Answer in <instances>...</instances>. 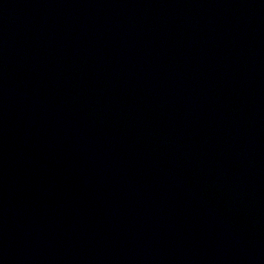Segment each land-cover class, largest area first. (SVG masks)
Wrapping results in <instances>:
<instances>
[{
	"label": "water",
	"instance_id": "obj_1",
	"mask_svg": "<svg viewBox=\"0 0 264 264\" xmlns=\"http://www.w3.org/2000/svg\"><path fill=\"white\" fill-rule=\"evenodd\" d=\"M210 264H264V0H41Z\"/></svg>",
	"mask_w": 264,
	"mask_h": 264
}]
</instances>
